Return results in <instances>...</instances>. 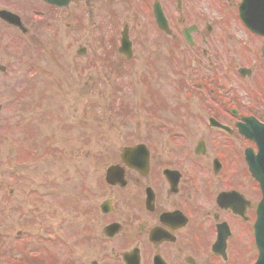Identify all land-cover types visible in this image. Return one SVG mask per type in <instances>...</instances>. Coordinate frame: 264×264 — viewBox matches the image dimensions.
<instances>
[{
	"label": "flooded vegetation",
	"instance_id": "1",
	"mask_svg": "<svg viewBox=\"0 0 264 264\" xmlns=\"http://www.w3.org/2000/svg\"><path fill=\"white\" fill-rule=\"evenodd\" d=\"M189 1L0 0L1 28L24 37L53 30L57 38L67 29L74 58L92 63L89 69L114 55L141 66L156 53L155 39L177 42L169 94H157L143 80L125 88L117 66L107 67L116 77L105 79L114 90L112 109L124 92L143 97L136 113L125 112L127 124L144 122L143 131L127 135L133 144L124 147L137 148L129 156L133 167L123 161L122 150L113 156L115 184L106 182L105 171L100 191L92 189L78 205L80 221L63 238L60 225L49 226L57 239L52 243L46 235L44 253L54 258L46 256L43 264H246L244 249L254 250L250 225L261 192L246 152L257 148L240 126L248 118L264 121V40L237 21L220 22L223 11L232 17V0L223 9L207 0ZM3 13L15 15L21 26L10 25ZM42 35L35 43L49 42ZM143 43L149 54L139 53ZM199 67L208 70L198 75ZM222 241L225 250L217 255L213 249Z\"/></svg>",
	"mask_w": 264,
	"mask_h": 264
},
{
	"label": "rangeland",
	"instance_id": "2",
	"mask_svg": "<svg viewBox=\"0 0 264 264\" xmlns=\"http://www.w3.org/2000/svg\"><path fill=\"white\" fill-rule=\"evenodd\" d=\"M207 2L214 7L213 0ZM210 13L219 22L218 16ZM63 25L61 29L65 28ZM33 31V35L24 37L18 31L0 27V67L5 68L4 74L0 71V207H5L3 211L0 210V256L8 253L17 261L22 257L20 248H30L28 242L41 234L43 219L46 223V219L50 220L51 227L58 224L66 234L70 233V220L76 215L71 209L73 201L79 199V202H83V189L90 188L91 193L95 188L100 191L99 179L112 157L116 159L120 149L133 144L127 135L143 131L140 125L144 122L132 126L127 124L125 118V112L136 113V108L143 102L139 91L129 96H126V92L122 93V108L112 110L110 100L114 90H109L103 78L110 75L108 80L112 82L116 77L109 74L111 70L108 68L117 66L118 72L115 74H118L121 86H137L138 81L143 80L157 94L171 93L168 85L177 74L172 61V55L176 54V41L172 45L169 40L155 39L156 53L150 52L147 63L141 62V66L134 61L124 64L119 58L117 61L114 55L105 62L96 61L91 73L87 72L86 75L84 70L92 63L74 58L76 51L70 48L72 41L66 37L67 29L59 38L53 30L45 37ZM40 35L49 42L35 43ZM141 36L136 33L137 40L144 41ZM140 45L138 48L144 51L137 48V53L149 54L147 45ZM190 52L186 50V53ZM207 70L195 68L198 75ZM15 106H21V113L19 111L9 118L17 122L21 115L26 117L24 127L16 125L17 128H13L6 123L8 120H4ZM25 110H28L26 115ZM29 111L34 112L29 116ZM163 114L166 115V111ZM23 135L26 137V149L19 152L21 156L17 160H30V164L35 165L18 170L14 169L16 166L13 163L17 149L11 147L8 139L18 140L22 144ZM25 151L33 155H27ZM40 152L48 153L42 155L47 160L37 162ZM56 187L60 189L59 195L55 192ZM44 200L62 204L65 210L60 214L63 217L61 220H52L53 214L49 211L51 204ZM5 205L11 206L10 212L5 213ZM19 206H26L23 214L17 212ZM18 232H22L21 240H18ZM46 232L53 236L54 230L48 228ZM246 236H242V240ZM50 239L53 243L57 238L53 236ZM52 243L47 245L48 248ZM39 245L42 244L36 238L31 248L37 251ZM43 246L41 248L45 249V244ZM244 251L242 257L247 263L252 259L254 250Z\"/></svg>",
	"mask_w": 264,
	"mask_h": 264
},
{
	"label": "water",
	"instance_id": "3",
	"mask_svg": "<svg viewBox=\"0 0 264 264\" xmlns=\"http://www.w3.org/2000/svg\"><path fill=\"white\" fill-rule=\"evenodd\" d=\"M247 4L253 6V8L249 7L248 9V5L244 7L245 18L250 21L251 26L258 28V31L264 34V0H247ZM248 11L250 12L249 14ZM262 250H264L263 240ZM258 264H264V253Z\"/></svg>",
	"mask_w": 264,
	"mask_h": 264
}]
</instances>
